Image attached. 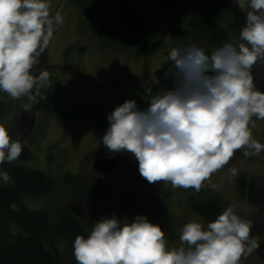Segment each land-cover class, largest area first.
Returning <instances> with one entry per match:
<instances>
[{
  "label": "clouds",
  "instance_id": "1",
  "mask_svg": "<svg viewBox=\"0 0 264 264\" xmlns=\"http://www.w3.org/2000/svg\"><path fill=\"white\" fill-rule=\"evenodd\" d=\"M234 3L246 12L238 42H225L211 53L195 44L171 48L164 76L173 86L154 96L145 87L151 96L146 108L129 99L107 116L102 144L109 152L131 154L150 184L215 189L211 177L237 151L245 157L264 152L253 135L256 121H264V90L252 71L264 61V0ZM63 24L51 0H0V92L26 99L25 111L46 99L41 89L49 73L40 68L41 56ZM22 151V141L0 122V165L14 163ZM228 171L238 174L236 168ZM0 180L7 183L9 173L0 170ZM253 223L230 204L213 221L186 222L179 244L172 245L146 215L129 220L113 213L95 221L86 237L75 238L73 255L76 264H242L260 248Z\"/></svg>",
  "mask_w": 264,
  "mask_h": 264
},
{
  "label": "rangeland",
  "instance_id": "2",
  "mask_svg": "<svg viewBox=\"0 0 264 264\" xmlns=\"http://www.w3.org/2000/svg\"><path fill=\"white\" fill-rule=\"evenodd\" d=\"M134 1L152 19L157 35L158 46L146 56L137 55L132 46L105 39L99 31L88 24L75 6L74 0H51L53 14L55 11H60L64 17V24L57 27L49 47L41 56L40 68L49 73L48 84L41 89V93L48 89H65L72 95H82L84 100L100 101L111 110L129 99L135 100L138 105L142 101L136 96V90L141 82L158 84L157 89L152 93L153 96L173 86L171 79L164 76L168 67L165 57L171 48L177 45L195 44L208 53L218 48L207 42L204 36L193 31L189 15L190 7L183 8L180 13L181 21L177 26L187 31L181 36L174 34L175 22L168 13L157 9L156 0ZM227 2L235 6L234 0ZM243 12L246 14L245 11ZM229 39L230 42L235 43L239 41V36L232 33ZM259 64L261 61L254 66L255 69ZM263 65L262 62L261 66ZM254 77L257 86L264 90V81L260 78V72ZM0 99L6 100L4 102L8 108L0 118V122L7 124L12 136L19 138L31 154L28 159L18 163L57 179V185L47 194L26 196L23 199L27 208L45 213L49 225L56 222L62 212L72 211L77 206V209L86 212L81 227L84 226L87 235L95 221L102 216L116 213L120 219L127 217L133 220L136 215L142 214L146 215L150 222L162 227L170 244L178 245L182 226L189 220L200 217L190 208L189 202L192 196L196 200L214 199L221 210L230 204H235L242 217L251 219L253 225L261 227V233L255 232L252 235L258 240L264 239V206L258 207L249 203L246 197L240 195L235 184L236 178L244 175L255 178L258 185L264 186V152L260 156L245 157L243 151H237L230 163L211 177L210 183L217 186L215 189L210 184L199 192L194 189H173L170 184L163 182L150 184L154 189L160 185L158 190L152 189V191L160 192L163 196L161 208L153 211H138L117 202L115 196L121 186L131 185V180L136 182L143 177L138 169L131 167V162H135L131 154L113 153L105 148L101 137L106 131L85 122L67 121L32 107L25 111L23 105L27 103L26 99L12 100L3 92H0ZM22 114L25 118H22ZM263 128L264 121H256L253 135L261 143H264ZM98 148L103 153L117 156L119 168L115 172L103 174L92 168L93 158L100 154ZM229 168H236L238 174L232 177ZM64 174L75 176L77 185L63 183ZM91 181L112 184L115 192L107 199L89 197L86 192L87 185ZM0 185L10 186L12 181L10 179L4 183L0 180ZM133 186L138 187L135 183ZM5 228L12 234L22 233L20 227L13 223L5 224ZM63 243L66 244L65 241L54 240L48 244L58 264H76L73 252L68 253ZM242 264H264V262L253 252Z\"/></svg>",
  "mask_w": 264,
  "mask_h": 264
},
{
  "label": "trees",
  "instance_id": "3",
  "mask_svg": "<svg viewBox=\"0 0 264 264\" xmlns=\"http://www.w3.org/2000/svg\"><path fill=\"white\" fill-rule=\"evenodd\" d=\"M74 4L88 24L99 31L105 39L132 46L137 55L146 56L158 46L152 19L134 0H74ZM155 5L161 12L169 14L175 22L174 34L181 36L187 31L177 26L181 21L180 13L183 8L190 7L189 15L193 31L204 36L207 42L217 47L230 42L229 37L232 33L239 36L245 25L246 14L230 5L227 0H156ZM262 62L264 64V61H261V64ZM261 64L252 71L254 76L259 75L260 72V78L264 81V65ZM145 87H151L153 93L158 84L143 81L137 86L136 96L142 101L138 104L141 109L146 108L150 101ZM41 94L46 99L33 104L32 108L35 110L57 115L67 121L85 122L106 131L107 116L113 110L100 101L84 100L82 95H72L65 89H48ZM4 101L0 99V118L8 109ZM22 118H25L23 114ZM30 156V151L23 146L18 160L0 165V170L7 171L12 181L10 186L0 185V264H58L48 244L54 240L65 241L64 248L69 253L73 252L74 240L78 235L87 236L84 226L81 227L86 212L77 209L78 206L72 211L62 212L57 221L50 225L45 213L25 206L23 199L26 196L45 195L57 185V179L50 175L18 163ZM131 163V167L137 170V161ZM76 181L77 178L73 175L62 176V182L65 184L77 185ZM131 182V185L120 187L115 196L117 202L138 211H153L161 208L163 196L160 192L152 191V189L158 190L160 185L154 189L144 178ZM134 183L137 188L133 186ZM235 184L240 195L246 197L249 203L258 207L264 206V186L258 185L255 178L240 175L236 178ZM113 192L115 188L112 184L91 181L87 185L86 194L95 199H107ZM13 204L15 208L12 207ZM189 205L191 210L206 223L213 221L222 212L220 205L214 199L196 200L191 196ZM7 223L20 227L22 233H9L5 228ZM255 232H262L261 227L256 224L253 225L252 234ZM258 241L260 248L255 253L264 262V239Z\"/></svg>",
  "mask_w": 264,
  "mask_h": 264
},
{
  "label": "water",
  "instance_id": "4",
  "mask_svg": "<svg viewBox=\"0 0 264 264\" xmlns=\"http://www.w3.org/2000/svg\"><path fill=\"white\" fill-rule=\"evenodd\" d=\"M103 156V154H99L93 158L92 168L96 172L103 174H111L115 172L119 168L118 159L113 156Z\"/></svg>",
  "mask_w": 264,
  "mask_h": 264
},
{
  "label": "bare ground",
  "instance_id": "5",
  "mask_svg": "<svg viewBox=\"0 0 264 264\" xmlns=\"http://www.w3.org/2000/svg\"><path fill=\"white\" fill-rule=\"evenodd\" d=\"M79 72V71H78ZM99 152L100 154H103L104 156L103 157H106V156H109V155H106V153H103L100 149H99ZM134 158V157H133ZM138 163V162H137Z\"/></svg>",
  "mask_w": 264,
  "mask_h": 264
},
{
  "label": "flooded vegetation",
  "instance_id": "6",
  "mask_svg": "<svg viewBox=\"0 0 264 264\" xmlns=\"http://www.w3.org/2000/svg\"><path fill=\"white\" fill-rule=\"evenodd\" d=\"M48 65V64H47ZM106 155H108V154H106ZM109 156H113V157H116L117 158V156H114V155H109ZM118 159V158H117ZM119 160V159H118ZM121 164V163H120Z\"/></svg>",
  "mask_w": 264,
  "mask_h": 264
}]
</instances>
